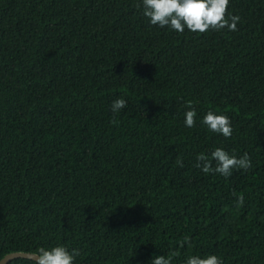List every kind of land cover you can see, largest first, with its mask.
<instances>
[{"label":"trees","instance_id":"trees-1","mask_svg":"<svg viewBox=\"0 0 264 264\" xmlns=\"http://www.w3.org/2000/svg\"><path fill=\"white\" fill-rule=\"evenodd\" d=\"M138 4L0 0V258L62 245L75 264H264V0H230L237 30L202 35ZM210 110L230 138L202 123ZM218 147L251 167H195Z\"/></svg>","mask_w":264,"mask_h":264},{"label":"clouds","instance_id":"clouds-1","mask_svg":"<svg viewBox=\"0 0 264 264\" xmlns=\"http://www.w3.org/2000/svg\"><path fill=\"white\" fill-rule=\"evenodd\" d=\"M230 0H142L143 15L149 20L152 26L169 28L178 33H183L186 29L198 35L209 31H236L240 22L238 15H229L228 8ZM127 107V101L121 97L113 101L111 111L118 113ZM190 109L185 112V126L192 128L196 124L197 112L188 102ZM115 123V121H113ZM202 123L209 131L221 134L225 138H230L233 133L231 120L227 115L216 114L208 111L203 117ZM195 167L205 174H219L225 178L232 175L233 169L247 170L251 167V159L247 153L237 158L234 154H229L223 148H216L209 155L200 153L196 157ZM178 166L183 167V161L177 158ZM243 195L237 197V203L242 205ZM185 242L191 247L190 239L185 238ZM181 247L184 245L181 244ZM80 251L73 249L71 252L65 246H55L51 249L43 247L36 251L26 253L32 258L31 264H75L76 257L80 256ZM177 255L175 251L168 256L154 257L150 264H172L173 258ZM185 264H223V260L216 255L201 257L190 255Z\"/></svg>","mask_w":264,"mask_h":264},{"label":"water","instance_id":"water-1","mask_svg":"<svg viewBox=\"0 0 264 264\" xmlns=\"http://www.w3.org/2000/svg\"><path fill=\"white\" fill-rule=\"evenodd\" d=\"M26 251H12L9 252L7 254H5L2 258H0V264H8L9 262H11L13 259L16 258H25V259H30L32 260V258L28 255H25Z\"/></svg>","mask_w":264,"mask_h":264}]
</instances>
